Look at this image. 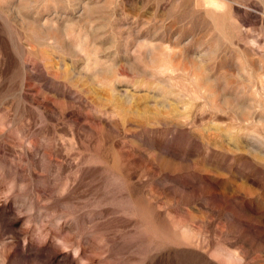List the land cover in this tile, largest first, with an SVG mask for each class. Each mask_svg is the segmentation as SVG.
<instances>
[{
  "label": "rangeland",
  "instance_id": "obj_1",
  "mask_svg": "<svg viewBox=\"0 0 264 264\" xmlns=\"http://www.w3.org/2000/svg\"><path fill=\"white\" fill-rule=\"evenodd\" d=\"M210 5L0 0V264H264V0Z\"/></svg>",
  "mask_w": 264,
  "mask_h": 264
},
{
  "label": "bare ground",
  "instance_id": "obj_2",
  "mask_svg": "<svg viewBox=\"0 0 264 264\" xmlns=\"http://www.w3.org/2000/svg\"><path fill=\"white\" fill-rule=\"evenodd\" d=\"M221 2H222V0H221ZM221 2H219V0H218V1H217V0H209V5L212 4V7H214V6H215V7H217V6L219 7ZM206 3H207V2H206ZM207 4H208V3H207ZM207 4H206V6H207ZM224 6H225V5H224ZM210 7H211V5H210ZM215 7H214V8H215ZM214 8H213V9H214ZM220 8H221V7H220ZM220 8H219V9H220ZM222 8H223V5H222ZM217 10H218V9H217Z\"/></svg>",
  "mask_w": 264,
  "mask_h": 264
}]
</instances>
